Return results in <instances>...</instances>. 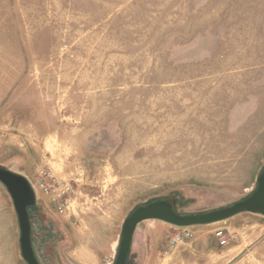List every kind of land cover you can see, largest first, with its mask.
Returning a JSON list of instances; mask_svg holds the SVG:
<instances>
[{
	"label": "rangeland",
	"instance_id": "374dc122",
	"mask_svg": "<svg viewBox=\"0 0 264 264\" xmlns=\"http://www.w3.org/2000/svg\"><path fill=\"white\" fill-rule=\"evenodd\" d=\"M0 167L36 191L39 264H110L148 203L244 200L264 171V0H0ZM144 226L127 264H264L260 214ZM19 237L0 183V264H26Z\"/></svg>",
	"mask_w": 264,
	"mask_h": 264
},
{
	"label": "water",
	"instance_id": "95a60500",
	"mask_svg": "<svg viewBox=\"0 0 264 264\" xmlns=\"http://www.w3.org/2000/svg\"><path fill=\"white\" fill-rule=\"evenodd\" d=\"M0 183L4 185L13 202L19 226L21 256L26 264H39L31 242V225L28 209L37 205V195L32 183L23 175L0 167ZM256 190L232 206L197 215H179L166 201H156L136 208L124 221L119 248L114 264H127L136 226L145 221H159L176 228L205 226L225 221L243 212L264 216V171L256 180Z\"/></svg>",
	"mask_w": 264,
	"mask_h": 264
},
{
	"label": "built area",
	"instance_id": "2783aa9c",
	"mask_svg": "<svg viewBox=\"0 0 264 264\" xmlns=\"http://www.w3.org/2000/svg\"><path fill=\"white\" fill-rule=\"evenodd\" d=\"M42 189L45 192H47L46 188H42ZM53 201H55V199H53ZM57 209H58V212L59 213H63V211H64L62 209L61 205H57ZM191 237H192V235L189 232H187L186 229H184L183 234H176L174 236V240H175L174 242H175V244H180V243L183 242V239L191 238ZM214 237L218 241V243H219L220 246H224L226 244V240L224 239V232H223V230L216 231L214 233Z\"/></svg>",
	"mask_w": 264,
	"mask_h": 264
},
{
	"label": "crops",
	"instance_id": "0c3cea01",
	"mask_svg": "<svg viewBox=\"0 0 264 264\" xmlns=\"http://www.w3.org/2000/svg\"><path fill=\"white\" fill-rule=\"evenodd\" d=\"M159 222V221H154V220H150V221H145V222H143V223H146V222ZM159 223H161V222H159ZM165 224V223H164ZM149 227H156V226H149ZM144 229H146L145 228V226L143 227V228H140V229H138L137 228V226H136V228H135V231H134V234H133V238H132V240H134V238H138V236H140L141 234H140V231H143ZM144 232V231H143ZM149 237H152V236H150L149 235ZM112 258H111V261H110V264H114V261H115V253H113L112 255ZM138 256H140V254L138 253ZM140 260V261H139ZM138 261H139V264L141 263V259H139ZM86 262H87V264H90V263H88L89 262V260H88V258H86ZM142 262H143V260H142Z\"/></svg>",
	"mask_w": 264,
	"mask_h": 264
},
{
	"label": "trees",
	"instance_id": "16d2710c",
	"mask_svg": "<svg viewBox=\"0 0 264 264\" xmlns=\"http://www.w3.org/2000/svg\"><path fill=\"white\" fill-rule=\"evenodd\" d=\"M256 187H257V183H256ZM255 190H256V189H255ZM255 190H254V191H255ZM29 210H30V208L28 209V211H29Z\"/></svg>",
	"mask_w": 264,
	"mask_h": 264
},
{
	"label": "flooded vegetation",
	"instance_id": "af4514ba",
	"mask_svg": "<svg viewBox=\"0 0 264 264\" xmlns=\"http://www.w3.org/2000/svg\"><path fill=\"white\" fill-rule=\"evenodd\" d=\"M145 206V205H144Z\"/></svg>",
	"mask_w": 264,
	"mask_h": 264
}]
</instances>
